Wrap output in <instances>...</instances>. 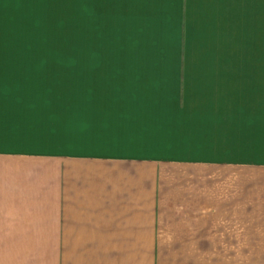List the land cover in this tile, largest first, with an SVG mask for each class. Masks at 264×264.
<instances>
[{"label":"crops","instance_id":"1","mask_svg":"<svg viewBox=\"0 0 264 264\" xmlns=\"http://www.w3.org/2000/svg\"><path fill=\"white\" fill-rule=\"evenodd\" d=\"M74 5L0 0V264H251L264 0H84L82 107Z\"/></svg>","mask_w":264,"mask_h":264},{"label":"rangeland","instance_id":"2","mask_svg":"<svg viewBox=\"0 0 264 264\" xmlns=\"http://www.w3.org/2000/svg\"><path fill=\"white\" fill-rule=\"evenodd\" d=\"M74 65L76 81L77 107H82L84 76H85V55H84V0H75L74 5ZM100 58H92V64H99ZM107 58H104V64ZM111 63V62H110ZM260 63L264 64V58ZM89 64V63H88ZM261 98L264 100V92H261ZM264 123V116L262 119ZM264 126V124H263ZM262 132V130H261ZM262 134V133H261ZM251 138L248 147L250 159L248 162L237 163L233 168L235 181V201L236 209L244 207L245 212H249V218L236 217L235 246L234 248L219 249V255L247 256L251 257V264H260L264 259V132ZM262 137L258 145V138ZM251 145V146H250ZM256 154V157L254 155ZM261 156L260 160L258 157ZM238 159L239 157L236 156ZM248 157V156H246ZM230 174V172H229ZM244 229V234L242 230Z\"/></svg>","mask_w":264,"mask_h":264}]
</instances>
